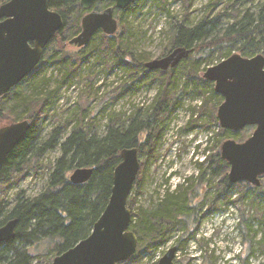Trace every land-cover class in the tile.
Segmentation results:
<instances>
[{
  "label": "trees",
  "instance_id": "16d2710c",
  "mask_svg": "<svg viewBox=\"0 0 264 264\" xmlns=\"http://www.w3.org/2000/svg\"><path fill=\"white\" fill-rule=\"evenodd\" d=\"M6 1L0 0V4ZM78 1L48 0L49 8L61 14L63 26L45 47L38 66L0 97V121H5L0 125L23 119L31 122L23 139L0 167V226L9 219H17L14 237L0 244V263L32 264L35 258L40 257H48L50 262L55 255L85 238L108 201L113 170L121 161L120 151L137 147L139 157L154 156L165 121L181 107L180 99L188 96L193 99L200 97L201 104L191 109L192 117L184 129L195 125L207 131L214 126L217 130L207 137V143L212 137L221 139H217L216 148L205 146L203 153L206 155L204 160L195 162L197 171L194 175L184 177L172 190L165 188L145 208L132 210L133 202L128 197L127 206L132 211L130 229L136 234L138 244L134 255L123 262L137 264L144 253L164 243L176 230L179 233L174 245L178 251H183L190 241L195 240L201 220L211 219L222 206L229 204H246L255 211L253 215H246L239 208L237 228L243 245L236 258L241 264H248L256 247L264 254V175L260 177L259 186L247 182L230 183L227 179L228 163L219 154L223 140L243 141L253 128L239 131L221 128L215 109L223 98L214 92L213 82L200 75L206 69L200 68L201 64L209 62L213 56L221 60L233 51L243 57L257 53L264 55V4L256 12L246 10L222 24L221 18L228 16V7L215 10L219 0H209L196 21L190 19L186 10L190 0H183L184 10L180 19L169 13L167 0H151V4L169 18V28L165 32L168 39L159 56L180 46L191 48L192 52L173 68L148 70L144 64L152 57L148 52L135 50L130 24L123 19L145 0H133L126 9L115 11L119 24L114 35L98 31L86 46L78 48L72 45L76 50L68 52L67 41L80 31V19L85 13ZM109 5L112 2H98L92 9L101 10ZM229 6L233 7V4ZM48 52L47 62L57 66L64 64L70 70L79 67L91 53L96 52L97 60L110 61L109 67L121 68L129 76L139 74L147 84L156 79L157 92L150 103L135 107L125 119H121L122 114L110 117L101 137L92 133L88 126L82 127L77 123L62 142L59 138L65 124L54 128L43 140L40 137L41 121L57 100V92L63 84L60 82L54 89H49L46 82L32 81L34 74L44 68L42 60ZM126 87L124 85L122 89ZM56 148H59L60 156L44 189L33 197L17 192L15 202L8 208L3 195L6 188L17 180L16 175L20 174L22 167L32 161V165H39L35 161ZM78 167H92V176L85 183L72 184L68 179L69 173ZM234 194L237 196L233 198ZM258 214L260 228L255 229L252 222ZM213 261L209 256L208 263Z\"/></svg>",
  "mask_w": 264,
  "mask_h": 264
},
{
  "label": "rangeland",
  "instance_id": "374dc122",
  "mask_svg": "<svg viewBox=\"0 0 264 264\" xmlns=\"http://www.w3.org/2000/svg\"><path fill=\"white\" fill-rule=\"evenodd\" d=\"M167 2L169 13L180 19L184 10L183 0H167ZM208 2L209 0H190L186 10L192 21L201 17L202 8ZM230 4H233V7H230ZM262 4L264 0H219L215 10L228 7L229 17L226 15L221 18V23L225 24L233 16L242 14L246 10L256 12ZM115 18L119 24V19ZM123 19L130 24L135 50L150 53L152 59L159 58L168 39L165 32L169 28V18L166 14L161 13L158 7L151 4V0H145L134 7ZM51 47L53 48V45ZM66 50L73 52L76 48L69 45ZM233 53L237 52L233 51L231 54ZM48 54L49 52L45 53L42 60L44 68L34 74L32 81L34 83L46 82V87L49 89H54L60 82L63 84L57 92V100L41 121L40 137L43 140L48 138L54 128L65 124L62 126L59 138L62 142L77 123L82 127L88 126L92 133L101 137L106 131L110 117L122 114L121 119H125L135 107L146 106L150 103L157 92L158 81L156 79L147 84L139 78V74L129 76L121 68L109 67L110 61L97 60L96 52L91 53L79 67H74L72 70L64 64L57 66L47 62ZM223 59L225 58H221ZM221 60L213 56L209 62L201 64L200 68L215 65ZM203 72L201 71L200 75ZM124 85L127 87L122 89ZM180 103L181 107L165 121L164 128L159 133L155 155L140 157L138 155L140 167L136 177L137 181L129 194L133 202L132 210L138 207L145 208L152 200H156L158 194H162L165 188L172 190L184 177L194 175L197 171L195 162L204 160L206 155L203 153L205 146L216 148L214 145L217 144V139H221L219 136L216 139L212 137L207 143V137L213 130H217L214 126L207 131L195 125L184 129L192 117L191 109L201 104L200 97L194 99L189 96L183 97ZM1 122L5 121L1 120ZM12 122L16 121H7L0 127ZM248 127L254 128L253 126L245 128ZM59 156L60 150L56 148L38 158L35 163L39 165H32V161L22 167L20 174L16 175L17 180L6 188V193L3 195L2 199L8 205L7 207L9 208L15 202L19 191H22L26 197H33L40 193L46 186L50 171ZM236 196L234 194L233 198ZM239 208L246 215L255 214V211L246 204L222 206L221 210L211 219L201 220L195 240L190 241L183 251H177L174 264H209V256L213 257L212 264H241V261L236 258V254L243 245L241 233L237 228ZM259 222L261 220L258 214L252 222L255 229L260 228ZM262 226L264 227V224ZM178 233V230L173 231L164 243L151 252L144 253L137 264H156L164 252L174 245ZM47 258H35L32 264L40 262L51 264ZM248 264H264V254L260 248L256 247Z\"/></svg>",
  "mask_w": 264,
  "mask_h": 264
},
{
  "label": "water",
  "instance_id": "95a60500",
  "mask_svg": "<svg viewBox=\"0 0 264 264\" xmlns=\"http://www.w3.org/2000/svg\"><path fill=\"white\" fill-rule=\"evenodd\" d=\"M104 1L112 5L92 9L94 4ZM132 1L79 0L80 8L85 10L81 28L67 44L86 46L98 31L114 35L118 30L115 11L126 9ZM62 26L61 14L49 8L48 0H7L0 4V97L38 66L45 47ZM190 52L191 48L175 47L144 65L148 70H167L177 66ZM202 77L213 82L214 92L223 98L216 111L221 128L239 131L254 127L241 142L229 138L221 143L220 157L229 166L228 181L259 186L264 175V55L243 57L233 53L207 67ZM30 125V120L23 119L0 127V167ZM120 157L113 170L108 201L91 232L55 255L51 264H118L134 255L138 239L130 229L132 211L127 199L140 167L137 147L122 149ZM92 173V167H78L69 173L68 179L72 184H82ZM16 224L17 219L13 218L0 226V244L14 237ZM177 251V246L172 245L156 264H174Z\"/></svg>",
  "mask_w": 264,
  "mask_h": 264
},
{
  "label": "flooded vegetation",
  "instance_id": "af4514ba",
  "mask_svg": "<svg viewBox=\"0 0 264 264\" xmlns=\"http://www.w3.org/2000/svg\"><path fill=\"white\" fill-rule=\"evenodd\" d=\"M254 129V128H253Z\"/></svg>",
  "mask_w": 264,
  "mask_h": 264
}]
</instances>
